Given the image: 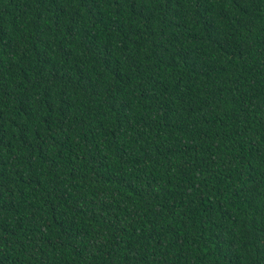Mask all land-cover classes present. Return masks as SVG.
Segmentation results:
<instances>
[{"label": "trees", "instance_id": "1", "mask_svg": "<svg viewBox=\"0 0 264 264\" xmlns=\"http://www.w3.org/2000/svg\"><path fill=\"white\" fill-rule=\"evenodd\" d=\"M0 264H264V0H0Z\"/></svg>", "mask_w": 264, "mask_h": 264}]
</instances>
